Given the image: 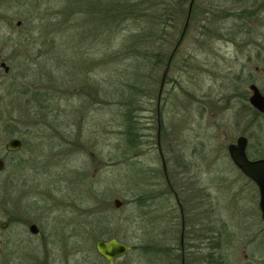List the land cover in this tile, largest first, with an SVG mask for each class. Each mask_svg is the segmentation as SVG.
Returning <instances> with one entry per match:
<instances>
[{"label":"rangeland","instance_id":"374dc122","mask_svg":"<svg viewBox=\"0 0 264 264\" xmlns=\"http://www.w3.org/2000/svg\"><path fill=\"white\" fill-rule=\"evenodd\" d=\"M59 1L42 0L37 8L36 0H0V62L10 69H0V140L8 138L2 124H31L25 145L4 159L0 172V220H11L0 231V264H106L94 242L110 238L131 247L115 264H180L179 209L157 147L156 96L164 65L147 81L152 99L136 116L142 144L129 148L120 108L106 105L102 95L117 64L107 69L100 62L98 43L80 47L84 31L72 20L54 38L47 36L51 29L44 31L47 18L63 21ZM198 32V26L190 28L161 94L159 144L168 177L188 203L200 188L216 204V217L228 223L227 234L245 233L240 216L246 212L250 236L263 237L251 207L257 203L254 185L233 165L227 147L244 136L248 156L264 158V114L247 106L252 83L264 95V62L255 60L253 47L238 43L198 47ZM31 224L37 235L29 232ZM223 246L226 264H264L260 244Z\"/></svg>","mask_w":264,"mask_h":264},{"label":"trees","instance_id":"16d2710c","mask_svg":"<svg viewBox=\"0 0 264 264\" xmlns=\"http://www.w3.org/2000/svg\"><path fill=\"white\" fill-rule=\"evenodd\" d=\"M36 1L39 2L37 8H41L42 0ZM189 3L190 0H63L56 4L60 6L58 16L63 17L60 25H57L58 22L53 23L51 18H47V22L42 25L44 31L51 29L49 32L52 34L48 32L47 36L54 38L56 33L65 31L67 27L63 28V25L72 20L82 26L84 31L76 42L80 47L87 50L88 46L93 47L98 43L102 57L100 62L107 65V69L117 64L113 72L115 80L110 82L111 85L106 87L102 95L106 105H117L120 108L123 140L129 148L142 144L136 116L146 100L152 99L146 94L147 81L162 65L165 68L180 37ZM262 15L264 0H194L187 30L173 54L171 66L194 25L199 30L196 46L205 47L211 41L238 43L237 46L243 48L253 47L255 60L264 62V34L260 30ZM179 22H183L181 30L178 29ZM90 25L94 30L90 29ZM177 32L179 35L175 39ZM70 35L76 36L73 33ZM51 38L48 43L53 50L54 41ZM165 48L169 49L168 53H164ZM247 57L248 61L254 60L250 54ZM150 85L153 87L154 83ZM247 106L249 111H254L250 105ZM254 112L258 113L256 110ZM220 223V227L216 223V230L227 234L226 225ZM206 224L210 223L203 221V234L206 229H209L208 233L216 232L212 225ZM141 249L147 250L145 247ZM202 257L206 264L211 261L207 253Z\"/></svg>","mask_w":264,"mask_h":264},{"label":"flooded vegetation","instance_id":"af4514ba","mask_svg":"<svg viewBox=\"0 0 264 264\" xmlns=\"http://www.w3.org/2000/svg\"><path fill=\"white\" fill-rule=\"evenodd\" d=\"M166 65H167V62L165 64V67H166ZM171 68H172V66H171V62H170L169 69H168L167 75L165 77L163 88H162L160 94H159V88H158L157 103H156V118H157V124L159 125V127H160V120H161V112H160L161 94H162V91L164 90V87L167 83L169 71L171 70ZM0 69L3 70L4 74H8L10 71L9 67L6 65L5 62H0ZM180 71L182 72L183 70H180ZM0 77H3V76L0 74ZM248 89H249V87H248ZM2 125H3L2 130L4 131V134L8 135V138H7V141H4V142H2L0 140V161L3 162V168L0 170V172H2V170L5 167L4 159H6L7 157L9 158V157H12L14 155H17L21 151L23 146L25 145L24 144L25 140L23 138L25 135H28V131H29L28 126H30L31 124L26 125L25 128H19V126H21V125L18 126V124H16V123H11L10 125L9 124H2ZM239 137H244V136H239ZM12 140H18L20 142V148L18 150H15V151L8 150L7 146L10 143V141H12ZM236 140H235V143H236ZM235 143H233V144H235ZM246 149H247V147H246ZM162 156H163V154H162ZM246 156L251 161L264 159V158L251 159L248 156L247 151H246ZM163 159H164V157H163ZM236 169L248 182H251L254 185V189H255L254 196L256 195L257 203H255V205L254 204L251 205V207H252V210L256 213L255 217H256V215L258 217H260L259 221H260V223H262V228L264 230V221L261 218V212L259 209V192H258V189L255 186V184L250 179L246 178L237 167H236ZM163 174H164V172H163ZM164 178H165L166 184H167L169 190H171V193L173 194L175 200L177 199L176 202H177L178 209H179L180 231H179V242H178V249H179L178 254H179V258H180V264H206V261H203V257H202V255L206 254V253L208 255H210V257H211V261L208 264H226L225 254L222 251V249L224 247L223 244H226V247L228 246V249L231 247L232 248L240 247L239 244H241V242L243 243L244 248L251 246V248L259 249L260 248L259 244H260V246L262 247L261 250H263V253H264V236L261 237L262 235L259 236V235H255V234L250 236L249 229L245 228V227H247L245 224L249 223V218H248L249 213L243 212L240 216L241 217L240 225L243 227L245 226L243 228L244 232H245L244 234H231V235L225 234V233L223 234L222 233L223 231H217L216 230L217 228H215V227H217V226L220 227L221 226L220 222L224 223L226 225V227H228V223L223 221L221 218L219 219L218 217H216L217 215L214 212L216 210V208H215L216 204L214 206L212 204L213 202L211 201V199H208V197L205 198L203 196V192L200 188L195 189V193H194L195 196L193 199L194 203H188L187 201H185L186 198H183V200L179 199L177 192L174 190V188L170 184L167 170H166V173L164 174ZM245 189L246 188H242L240 190V192H237V194L243 193V190H245ZM210 198H212V197H210ZM234 199L235 198H233V200ZM234 204L236 207H238V205H240L239 200L237 201V203L233 202V205ZM234 209H236L237 212H240V210H238L239 208H234ZM0 221H3L7 224L6 228L0 229V231L7 230L10 227V221H11L10 219H9V221H7V220H0ZM203 221L205 223L208 222V224L210 223L209 225L210 226L212 225L211 227L215 228L216 232L215 233H211V232L208 233L209 229H206L205 233L203 234V232H202ZM216 223H217V226H216ZM31 225H34V224H31ZM209 225H207V226H209ZM30 226L28 227L29 229H30ZM34 226H36V225H34ZM36 228H37V226H36ZM210 230H212V229H210ZM29 232H30V230H29ZM37 233H38V228H37ZM37 233L35 235H37ZM203 241L205 242V244H203ZM236 243L238 246L236 245ZM172 248H173V246H172ZM203 249H206L207 252H205ZM167 250L168 249L165 248L164 246H163V248H161V252H163V254H166ZM152 251H154L156 253H160V250L158 248H156L155 250H152ZM171 251H173V250H171ZM247 262H249V261H247ZM228 264H230V263L228 262Z\"/></svg>","mask_w":264,"mask_h":264},{"label":"water","instance_id":"95a60500","mask_svg":"<svg viewBox=\"0 0 264 264\" xmlns=\"http://www.w3.org/2000/svg\"><path fill=\"white\" fill-rule=\"evenodd\" d=\"M194 0H190L188 11H187V17L184 23V26L182 28L180 37L175 45V48L171 55L169 56L167 60V65L165 69L162 72L160 85H159V94L161 93V90L163 88V84L165 81V77L167 75L169 64L171 62V59L173 57V54L175 50L178 48L180 42L182 41L185 32L187 30L190 14L192 10ZM17 25H20L18 22ZM250 90V96L248 98L249 105L259 112L260 114H264V95L260 92L258 87L255 84H251L249 86ZM159 125H158V133H157V147L158 152L161 160L162 170L164 174L166 173V164L163 159L161 150H160V144H159ZM247 138L245 137H239L236 140L235 144H230L227 147V151L229 154V157L233 164L241 171V173L248 179H250L255 186L258 189L259 192V209L261 212V218L264 221V159L261 160H255L251 161L246 156V147H247ZM8 150H18L20 148V142L18 140H12L8 144ZM3 168V162L0 161V170ZM177 200V199H176ZM121 203L118 200L114 201V206L116 208H119ZM7 224L3 221H0V229L6 228ZM30 233L35 235L37 233V228L34 225L30 226ZM94 250L97 256L102 258L106 264H115V260L125 256L128 254L131 250V248L118 241L116 238H110L108 240L98 239L94 242Z\"/></svg>","mask_w":264,"mask_h":264}]
</instances>
